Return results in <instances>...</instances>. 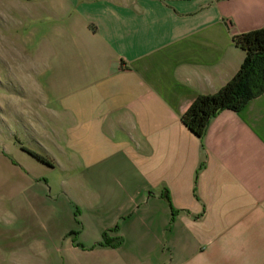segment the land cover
<instances>
[{
  "label": "crops",
  "instance_id": "1",
  "mask_svg": "<svg viewBox=\"0 0 264 264\" xmlns=\"http://www.w3.org/2000/svg\"><path fill=\"white\" fill-rule=\"evenodd\" d=\"M31 13L1 59L0 264H264V93L202 138L182 122L238 73L264 0Z\"/></svg>",
  "mask_w": 264,
  "mask_h": 264
},
{
  "label": "trees",
  "instance_id": "2",
  "mask_svg": "<svg viewBox=\"0 0 264 264\" xmlns=\"http://www.w3.org/2000/svg\"><path fill=\"white\" fill-rule=\"evenodd\" d=\"M235 42L246 52L238 73L217 93L199 96L182 117L184 125L199 138L205 135L210 121L217 114L227 109L240 111L249 101L264 93V28L237 35ZM34 156L50 164L45 158ZM120 244L121 240H110L105 233L98 245L117 247Z\"/></svg>",
  "mask_w": 264,
  "mask_h": 264
},
{
  "label": "rangeland",
  "instance_id": "3",
  "mask_svg": "<svg viewBox=\"0 0 264 264\" xmlns=\"http://www.w3.org/2000/svg\"><path fill=\"white\" fill-rule=\"evenodd\" d=\"M45 4L46 0H0V69H2L1 59L5 64L11 65L10 59L4 57V52L8 49L5 47V38L16 42L21 30L29 28L31 23L36 20L31 9ZM45 12H41L39 17L45 18ZM16 19H19L18 23H15ZM25 48L30 50L29 47ZM8 84L12 87L10 82ZM9 86L5 85L4 91H9Z\"/></svg>",
  "mask_w": 264,
  "mask_h": 264
}]
</instances>
